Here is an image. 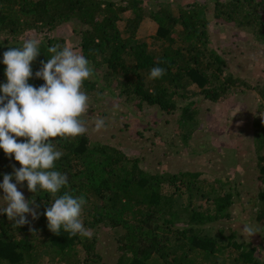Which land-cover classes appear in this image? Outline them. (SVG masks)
Wrapping results in <instances>:
<instances>
[{"label":"trees","instance_id":"1","mask_svg":"<svg viewBox=\"0 0 264 264\" xmlns=\"http://www.w3.org/2000/svg\"><path fill=\"white\" fill-rule=\"evenodd\" d=\"M213 18L253 33L264 45V0H211ZM0 0V59L10 47H20L28 34L52 33L58 27L77 23L79 53L90 61L93 75L83 84L88 96L98 88L101 68L114 76L119 96L138 109L157 108L166 114L181 112L177 122L182 140L187 143L198 125V102L203 97L213 103L227 97L245 81L228 72L229 63L210 43L208 4H190L176 14L169 4L157 11L145 9L144 0ZM129 13L122 28L123 15ZM149 18L158 26L153 43L137 39L142 22ZM74 32H77L76 30ZM41 54L32 64L35 87L44 81L35 77L51 55L48 47L66 46L65 39L46 37ZM166 70L160 79H150L153 67ZM5 66L0 63V83L5 81ZM95 79V78H94ZM114 79V80H113ZM259 111L264 117V84L256 88ZM193 121V122H192ZM256 150L264 151V121L257 122ZM23 140L24 138H19ZM63 152L57 169L68 175L62 190L83 195L87 203L81 219L90 236H71L61 230L57 235L47 227L45 209L53 201L51 194L28 191L26 200L38 218L16 226L0 215V261L4 264H99L103 256L96 234L109 227L118 244L117 264H264L257 255L258 246L239 243L237 234L212 237L206 228L229 219L234 193L200 181L196 174H161L142 166L141 157H130L121 149L93 143L87 134L57 144ZM20 165L0 150V173L11 174ZM259 202L255 221L264 229V158L258 162ZM0 175V182H2ZM14 182V181H13ZM33 220V222H32ZM36 222L35 227L31 223ZM264 231V230H263ZM108 236H111L108 234ZM227 240V242H226Z\"/></svg>","mask_w":264,"mask_h":264},{"label":"rangeland","instance_id":"2","mask_svg":"<svg viewBox=\"0 0 264 264\" xmlns=\"http://www.w3.org/2000/svg\"><path fill=\"white\" fill-rule=\"evenodd\" d=\"M110 1L127 3V0ZM144 1L147 13L150 10L157 11L162 3L169 4L176 14L190 4H208L211 46L227 59L228 72L245 81L251 90L239 87L215 103L203 97L195 98V102H198L195 122L198 125L193 136L185 143L182 140V130L177 125L181 112L166 114L157 108L144 106L138 109L132 103H127L119 96L115 84L108 82L114 77L109 68L103 67L98 72V77L92 79L98 81V88L89 96L90 108L84 117L88 126L86 134L93 143L116 147L132 158L141 157L142 166L148 171L177 175L193 173L208 186L222 187L233 192L234 204L229 210L230 218L209 226L206 233L218 237L222 231L225 236L235 232L239 243L258 246L257 255L264 258V229L254 219L258 210L254 202H259L257 165L259 158H264V151L257 153L255 136L257 122L264 121L259 111L260 99L256 91L260 84H264V45L256 40L250 29L244 30L216 21L211 12V0ZM128 16L129 13L123 15L120 27L125 26ZM82 29L81 25L70 23L58 27L48 35L28 34L24 40L36 38L42 41L47 36L65 39L66 46L79 53L78 32ZM157 30V24L146 18L138 30L137 39L148 44L152 51ZM98 119L105 121V127L99 132L94 129ZM18 190L23 192L26 199L25 183ZM0 195H3L2 190ZM3 206L4 201L0 199V207ZM28 217L32 218L30 215ZM244 224L254 225L258 233L249 237L242 232ZM35 226L36 222L31 223L32 228ZM92 234H96L101 243L98 252L103 260L99 264H117L119 253L114 232L105 227ZM43 259L48 264L56 263L51 255H45Z\"/></svg>","mask_w":264,"mask_h":264},{"label":"clouds","instance_id":"3","mask_svg":"<svg viewBox=\"0 0 264 264\" xmlns=\"http://www.w3.org/2000/svg\"><path fill=\"white\" fill-rule=\"evenodd\" d=\"M41 43L26 38L20 47L3 52L0 59L6 78L0 83V150L20 165L14 166L11 174L0 173V199L4 201L0 215H6L18 227L29 222V215L38 218L37 210L30 207L34 199L26 200L18 190L26 182L29 192H43L54 198L44 212L51 232L90 236L81 219L87 200L67 191L60 194L69 181L56 162L63 156L57 148L61 140H74L88 132L84 117L90 104L83 84L92 77L93 68L87 57L72 48L50 46L47 50L51 55L35 72V77L44 81L37 88L29 80L33 77L32 64L41 54ZM165 72L162 67H153L150 79H160ZM104 127V119L95 121V131ZM242 226L249 237L258 233L252 224Z\"/></svg>","mask_w":264,"mask_h":264}]
</instances>
